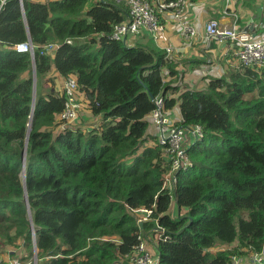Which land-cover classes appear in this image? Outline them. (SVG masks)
<instances>
[{
    "label": "trees",
    "instance_id": "obj_1",
    "mask_svg": "<svg viewBox=\"0 0 264 264\" xmlns=\"http://www.w3.org/2000/svg\"><path fill=\"white\" fill-rule=\"evenodd\" d=\"M89 3L0 0V244L21 259L35 249L36 264H124L148 234L157 264H235L264 251V67L230 69L201 89L172 85L163 69L180 76L165 50L112 38L129 18L125 1ZM27 40L33 55L13 49ZM49 42L53 57L40 52ZM53 68L76 77L95 125L59 128L63 92L37 89ZM157 97L202 130L171 191L162 145L144 146ZM140 208L151 210L141 225Z\"/></svg>",
    "mask_w": 264,
    "mask_h": 264
},
{
    "label": "crops",
    "instance_id": "obj_2",
    "mask_svg": "<svg viewBox=\"0 0 264 264\" xmlns=\"http://www.w3.org/2000/svg\"><path fill=\"white\" fill-rule=\"evenodd\" d=\"M159 1L152 0L160 23L157 36H153L147 30H143L141 34L127 38L125 43L128 46L140 43L155 46L165 51L169 47L171 50L167 55L174 62L180 76V80H172L173 77L168 74L166 69H163L164 80L166 82L172 81V85L178 83L189 88H205L211 77H221L230 69L239 67V60L233 54L231 43L228 41L209 40L205 37V23L208 19H217L221 26L230 27L236 25L239 28L248 30L254 36L264 35V0H190L179 19L175 18L169 9H157ZM258 8H260V12H257ZM181 22L191 25L195 33L193 35L182 34L180 31ZM53 55L54 52L50 53V56L53 57ZM23 76H27V72ZM64 79L65 77L53 68L40 80L37 89L39 93H48L51 89L61 93ZM165 111L171 120L180 125L181 114L178 103L173 108ZM149 115L146 116L148 120ZM97 122V117L93 116L89 109L88 100L84 93L80 92V110L76 126L89 128ZM156 134L155 125L149 122L144 146H155L157 144ZM192 142L193 138L186 136L185 145H189ZM181 212L184 213V209ZM177 213L175 200L172 199L168 214L174 217ZM145 240L148 247L151 245L155 252L153 235L148 234ZM236 244L237 242L231 245H218V247L215 246L210 250H224ZM25 255V251L20 247L2 246L0 244V261L5 264H11L15 259H19L22 264H30L29 260L21 259V256ZM234 261L236 264H252L249 252L234 255Z\"/></svg>",
    "mask_w": 264,
    "mask_h": 264
},
{
    "label": "built area",
    "instance_id": "obj_3",
    "mask_svg": "<svg viewBox=\"0 0 264 264\" xmlns=\"http://www.w3.org/2000/svg\"><path fill=\"white\" fill-rule=\"evenodd\" d=\"M123 1L128 5L129 18L114 24L111 34L112 38L126 42L127 38L137 36L143 30H147L153 36H157L158 29L160 28L159 17L156 7L152 5L150 0ZM189 1L173 0L166 2L160 0L157 4V9H169L172 15L179 19ZM180 31L185 35H193L195 33L193 27L186 22H181ZM205 37L209 40H216L218 42L228 41L231 43L233 54L239 60V67H248L255 71L264 67V35L254 36L248 30L239 28L236 25L230 27L221 26L217 19L210 18L205 23ZM67 42H70V40H67ZM57 47V43L49 42L40 46V52L41 54L50 55V53L55 52ZM35 48L36 46L30 40L13 46L16 52L29 53L30 55L34 54ZM170 50L167 47L166 54ZM62 92L65 96L64 108L57 116V120L60 121L59 128L61 130L75 127L79 118L81 91L74 75L65 77ZM149 121L156 127V140L158 144L162 145L163 156L168 167L167 172L164 174L163 186L171 191L176 181L175 172L185 170L192 165L186 153V136L196 139L202 135V130L198 125L187 127L176 124L171 120L164 109L162 97L155 99V108L149 115ZM134 212L137 216V222L142 223L149 217L151 210L140 208L134 210ZM155 231L157 232V236H159L163 229ZM155 253L148 247L145 237H139V242L134 246L132 254L126 255L124 264H157L158 255ZM250 255L252 264H264V251L252 252ZM0 264L5 263L0 261ZM11 264H20V262L18 259H15Z\"/></svg>",
    "mask_w": 264,
    "mask_h": 264
},
{
    "label": "water",
    "instance_id": "obj_4",
    "mask_svg": "<svg viewBox=\"0 0 264 264\" xmlns=\"http://www.w3.org/2000/svg\"><path fill=\"white\" fill-rule=\"evenodd\" d=\"M257 12H260V8H258V11ZM32 73H33V79H34V86H33V89L35 90L36 89V86H35V71L34 69H32ZM35 101V98L33 96V100L32 102L34 103ZM25 157H26V148H24V151H23V160L25 161ZM23 170H24V167H23ZM23 180H24V177H23ZM25 198H26V190H25ZM28 212H29V209H28ZM29 216H30V212H29ZM142 223L139 222V225H141ZM34 247H35V244H34ZM34 260L36 261V250L34 249Z\"/></svg>",
    "mask_w": 264,
    "mask_h": 264
},
{
    "label": "rangeland",
    "instance_id": "obj_5",
    "mask_svg": "<svg viewBox=\"0 0 264 264\" xmlns=\"http://www.w3.org/2000/svg\"><path fill=\"white\" fill-rule=\"evenodd\" d=\"M96 0H90V3H92V2H95ZM150 2L152 3V1L150 0ZM89 3V4H90ZM152 5H153V3H152ZM35 82H36V78H35ZM37 91H36V89L34 90L33 89V96H34V98H35V93H36ZM22 177H24V173H22ZM139 213H141V212H139ZM157 233V232H156ZM151 247V249H152V251H154L153 250V247L151 246V245H149V248ZM25 254H26V252H25ZM26 256H28L27 254H26ZM27 260H29L30 261V263L31 264H36V262L34 261L33 262V260H34V253L32 254V260L31 259H27ZM19 262H20V264H22V262L19 260Z\"/></svg>",
    "mask_w": 264,
    "mask_h": 264
},
{
    "label": "clouds",
    "instance_id": "obj_6",
    "mask_svg": "<svg viewBox=\"0 0 264 264\" xmlns=\"http://www.w3.org/2000/svg\"><path fill=\"white\" fill-rule=\"evenodd\" d=\"M55 53V52H54Z\"/></svg>",
    "mask_w": 264,
    "mask_h": 264
}]
</instances>
